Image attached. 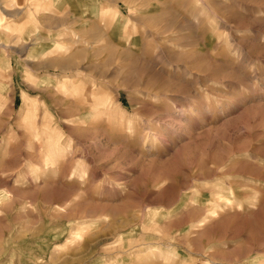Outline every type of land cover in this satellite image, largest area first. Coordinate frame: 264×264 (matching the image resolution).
Returning a JSON list of instances; mask_svg holds the SVG:
<instances>
[{"label":"rangeland","instance_id":"obj_1","mask_svg":"<svg viewBox=\"0 0 264 264\" xmlns=\"http://www.w3.org/2000/svg\"><path fill=\"white\" fill-rule=\"evenodd\" d=\"M0 264H264V0H0Z\"/></svg>","mask_w":264,"mask_h":264}]
</instances>
